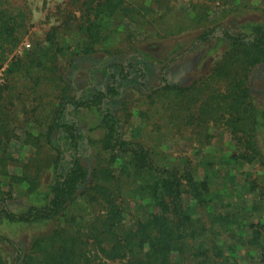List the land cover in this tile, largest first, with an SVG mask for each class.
<instances>
[{"label": "trees", "instance_id": "1", "mask_svg": "<svg viewBox=\"0 0 264 264\" xmlns=\"http://www.w3.org/2000/svg\"><path fill=\"white\" fill-rule=\"evenodd\" d=\"M178 1L187 2L190 20L194 21L209 17L215 2L232 0H83L76 33L80 35L78 41L61 43L49 33L45 45L33 43L23 55L14 53L10 57L28 33V12L14 6L12 0H0V64L10 57L6 72L12 74L21 67L35 72L34 87L45 83L44 95L54 101L44 116L47 127L35 142L39 146L42 142L48 151L39 158V166L47 168L49 178L44 187L40 186V167L30 176L6 170L3 161L8 157L9 140L6 133L0 132V176L12 175V185L21 182L29 195L28 204L20 211L10 209L0 196L1 216L18 224L49 226L36 238L35 249L26 252L10 237L0 235V240L8 242L16 252L12 264H101L100 261L103 264H219L220 256H224L225 264H237L231 260L235 259L236 248L232 240L226 246L207 243L214 224L232 239L231 232L245 226L237 214L229 211L231 204L223 198L221 190L225 186L220 180L224 181L225 177H221L217 163L206 160L199 165L184 158L181 165H176L157 159L153 149L121 134L122 122H127L130 116L126 113V103L120 104L126 115L109 106L120 98L122 86L134 74H138L135 80L144 85V70L131 56L137 60L142 58L141 51H156L160 38L149 39L140 52L122 59L109 58L99 64L94 56L113 52L101 41L112 14L137 19L141 26L151 25L156 21L155 15L160 17L161 10ZM234 12L248 15L250 21L235 29L220 24L208 27L182 52L196 43L208 42L219 31L226 46L207 74L189 85L173 87L165 65L160 72V85L150 90L163 94L171 89L177 105L183 108L184 123L197 128L216 125L213 122L229 126L232 135L245 142L242 151L229 155L232 168L254 160L264 167V149L259 145L258 135L264 127V108L257 105L253 86L248 81L252 70L264 67V6ZM84 61L96 65L88 71L90 84L78 86L77 65ZM98 69L105 78L96 84L93 75ZM202 107L207 112L205 117H201ZM84 108L100 112L98 127L102 136L86 137L70 116L71 110ZM83 146H93L95 156L107 160V165L91 170L83 161ZM85 190L91 202L103 207L102 212L88 220L81 214H69ZM220 206L225 209H216ZM199 208L205 210L208 224ZM249 225L251 235L247 244L260 250L259 264H264L262 225L254 222ZM246 229L243 231L247 233Z\"/></svg>", "mask_w": 264, "mask_h": 264}, {"label": "rangeland", "instance_id": "2", "mask_svg": "<svg viewBox=\"0 0 264 264\" xmlns=\"http://www.w3.org/2000/svg\"><path fill=\"white\" fill-rule=\"evenodd\" d=\"M12 1L15 3L14 6L28 12L26 20L28 33L10 57L14 53L23 55V51L30 48L33 43L40 42L45 45L49 33H53L54 38L61 43H75L80 39V35L76 33L78 24L81 22L83 0ZM185 3L184 1L171 2L169 9L167 7L161 10L163 12L159 11L162 14L161 16L159 14L160 17L155 15L156 21L151 23L153 26L150 24L141 26L136 22L137 19L133 21L134 19H125L119 13L112 14L101 41L105 42L106 48L113 52L94 56L99 64L109 58L122 59L126 55L140 52L141 47L149 39L160 38L158 40L160 47L156 51H141L142 58L137 60L134 55L131 56L134 63L139 64L144 70V85L135 80L138 74H134L133 78L122 86L120 98L113 106L109 104L111 108L126 115L120 106L121 101L126 103V113L130 114L127 118L129 120L122 122L119 130L123 137L140 141L147 148L153 149L156 158L167 164L181 165L184 158L199 165H203L206 160L217 163L221 177H225L224 181L219 179L225 186V190H221L223 198L231 204L228 207L229 211L237 214L240 222L245 226L242 230L236 228L231 232L234 235L232 239L228 237V232L223 233L219 225L214 224L212 227L214 232L209 231L207 243L213 245V242L226 246L227 242L232 240L236 245L235 259L229 258L233 262L259 264L260 250L256 246L247 244V240L251 235L249 225L251 222L262 225L260 231L264 236V167L254 160L249 163L235 164L232 168L229 155L242 151L245 142L235 138L229 126L210 121L216 125L209 124L208 127L197 128L192 123H184L183 108L174 100L173 91L169 89L163 94H158L153 93L150 88L160 85V72L165 65L169 75L168 81L173 87L189 85L193 80L207 74L226 46L219 31L208 42L196 43L192 49L182 52L193 43L199 32L208 27L217 24L232 29L244 26L247 21H250L249 16L235 13L234 10L253 6L263 7L264 0H236V3L232 0L220 4L215 2L214 6L210 7L209 17L194 21L190 20L191 11ZM259 19L262 21L261 16ZM259 19L252 17L254 21ZM116 47H120V53L114 51ZM9 58L4 64H0V124L4 125L0 128V132L6 133L9 140L8 157L3 162L6 164V170L12 174L19 173L20 176L23 173L28 176L33 175L39 167L42 168L41 178H39L40 186L44 187L49 178L46 173L47 168L39 166L41 164L39 158L45 156L48 151L42 147V142L41 146L35 142L40 132L47 127L44 116L46 110L54 106V101L52 102L44 95L45 83L34 87L35 72L28 71L25 67L17 69L12 74L6 72ZM64 63L65 61L62 60L61 65ZM94 65L96 64L90 61L77 65L76 85L90 84L88 71L91 67H95ZM28 72L31 74L29 75ZM93 76L96 84L105 78L101 69L96 70ZM248 81L253 86L257 105L264 108V67L252 70ZM200 95L204 97L203 93ZM184 111L188 113L187 109ZM178 113H181L180 117H177ZM200 113L201 117L207 115L203 107L200 108ZM70 116L78 122L80 130L86 134V137L102 136V131L98 127L101 115L95 108L71 110ZM258 135L259 145L264 149V127L260 128ZM82 149L83 161L91 170H98L100 166L107 163V160H100L95 156L93 146L89 148L83 146ZM11 176H0V196L5 199L10 209L20 211L28 204L29 195L25 193L26 186L21 182L12 185ZM88 194L85 190L77 198L69 214H81L85 220H88L103 211V207L89 200ZM220 208L225 209L223 206L216 207V209ZM199 212L203 215V221L208 224L205 210L199 208ZM1 215L2 213H0V235L10 237L25 252L35 249L36 238L46 232L49 227L48 225L18 224L8 221ZM245 227H247V233L243 231ZM219 229L221 232L216 236ZM224 249L226 253V247ZM15 254L16 252L8 242L0 240V264H12ZM223 259L224 256L218 258L219 264H225ZM100 262L103 264L102 261Z\"/></svg>", "mask_w": 264, "mask_h": 264}]
</instances>
